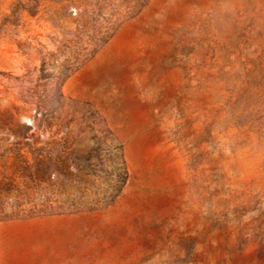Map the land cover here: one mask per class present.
Here are the masks:
<instances>
[{
	"label": "rangeland",
	"instance_id": "obj_1",
	"mask_svg": "<svg viewBox=\"0 0 264 264\" xmlns=\"http://www.w3.org/2000/svg\"><path fill=\"white\" fill-rule=\"evenodd\" d=\"M0 264H264V0H0Z\"/></svg>",
	"mask_w": 264,
	"mask_h": 264
}]
</instances>
